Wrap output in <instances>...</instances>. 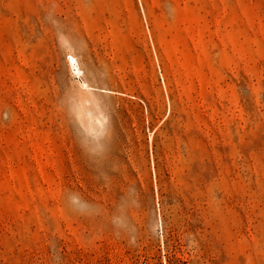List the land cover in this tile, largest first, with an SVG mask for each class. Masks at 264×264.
I'll return each instance as SVG.
<instances>
[{
	"label": "rangeland",
	"instance_id": "obj_1",
	"mask_svg": "<svg viewBox=\"0 0 264 264\" xmlns=\"http://www.w3.org/2000/svg\"><path fill=\"white\" fill-rule=\"evenodd\" d=\"M0 264H264V0H0Z\"/></svg>",
	"mask_w": 264,
	"mask_h": 264
},
{
	"label": "bare ground",
	"instance_id": "obj_2",
	"mask_svg": "<svg viewBox=\"0 0 264 264\" xmlns=\"http://www.w3.org/2000/svg\"><path fill=\"white\" fill-rule=\"evenodd\" d=\"M40 151V150H39Z\"/></svg>",
	"mask_w": 264,
	"mask_h": 264
}]
</instances>
